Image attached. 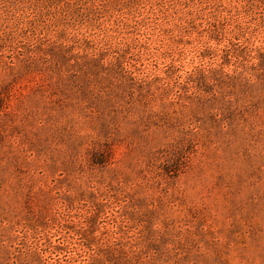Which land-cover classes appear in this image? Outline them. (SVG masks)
<instances>
[{
	"label": "rangeland",
	"instance_id": "obj_1",
	"mask_svg": "<svg viewBox=\"0 0 264 264\" xmlns=\"http://www.w3.org/2000/svg\"><path fill=\"white\" fill-rule=\"evenodd\" d=\"M0 264H264V0H0Z\"/></svg>",
	"mask_w": 264,
	"mask_h": 264
}]
</instances>
